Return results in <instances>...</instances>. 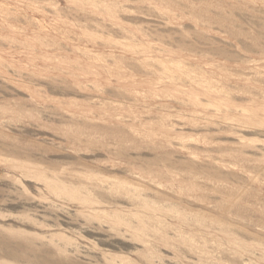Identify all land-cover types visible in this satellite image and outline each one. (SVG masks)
<instances>
[{"label": "rangeland", "instance_id": "rangeland-1", "mask_svg": "<svg viewBox=\"0 0 264 264\" xmlns=\"http://www.w3.org/2000/svg\"><path fill=\"white\" fill-rule=\"evenodd\" d=\"M0 264H264V0H0Z\"/></svg>", "mask_w": 264, "mask_h": 264}]
</instances>
